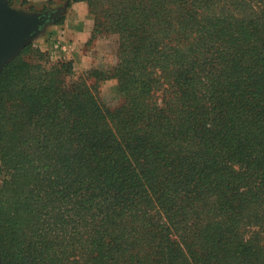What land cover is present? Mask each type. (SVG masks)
Masks as SVG:
<instances>
[{
    "label": "trees",
    "instance_id": "obj_1",
    "mask_svg": "<svg viewBox=\"0 0 264 264\" xmlns=\"http://www.w3.org/2000/svg\"><path fill=\"white\" fill-rule=\"evenodd\" d=\"M76 2L117 60L0 71V264L32 263L24 226L56 206L133 243L117 264H264V0Z\"/></svg>",
    "mask_w": 264,
    "mask_h": 264
},
{
    "label": "rangeland",
    "instance_id": "obj_2",
    "mask_svg": "<svg viewBox=\"0 0 264 264\" xmlns=\"http://www.w3.org/2000/svg\"><path fill=\"white\" fill-rule=\"evenodd\" d=\"M86 14L77 16L72 26L78 22L84 28L90 25V35L85 43L78 46L71 38L63 40L59 25L71 12L66 7L65 0H49L42 4H29L27 2H11L8 4L15 9L38 13L51 11L56 18L47 24L43 30L27 43L17 55L22 53V58L30 64H40L45 68L57 63L69 64L73 71V79H77L89 70H99L110 75L116 58L117 37L109 33H102L99 28L94 32L95 17L90 12L87 4ZM73 4V3H72ZM15 6V7H14ZM16 55V56H17ZM15 56V57H16ZM87 85L96 89L98 100L109 109L116 108L122 96L118 90L114 78H107L96 82L93 77H86ZM1 183V177H0ZM46 216L30 224H26L22 247L24 254L32 262L31 264H98L106 256L109 257L106 264H117L118 259L114 253L125 252L124 257H131L136 247L133 243L108 241L102 232H97L104 227L86 224L81 218H73L66 209L51 207L47 209ZM247 237V235H246ZM110 238V237H109ZM152 252L143 254L149 257ZM106 262V261H105Z\"/></svg>",
    "mask_w": 264,
    "mask_h": 264
},
{
    "label": "water",
    "instance_id": "obj_3",
    "mask_svg": "<svg viewBox=\"0 0 264 264\" xmlns=\"http://www.w3.org/2000/svg\"><path fill=\"white\" fill-rule=\"evenodd\" d=\"M55 18L51 11L24 12L0 0V71Z\"/></svg>",
    "mask_w": 264,
    "mask_h": 264
},
{
    "label": "crops",
    "instance_id": "obj_4",
    "mask_svg": "<svg viewBox=\"0 0 264 264\" xmlns=\"http://www.w3.org/2000/svg\"><path fill=\"white\" fill-rule=\"evenodd\" d=\"M47 1L49 0H11V2H27L29 4H42ZM70 9L71 12L66 16L65 19H63V23L59 25V29L62 32L63 40H68V38H71L78 46H80L87 41L91 28L90 25H85L84 28H81L82 26L79 22L76 26H72V22H75L79 14L81 16H85L87 11L86 5L83 2H76L71 5ZM76 11L77 13L79 12L78 15Z\"/></svg>",
    "mask_w": 264,
    "mask_h": 264
}]
</instances>
